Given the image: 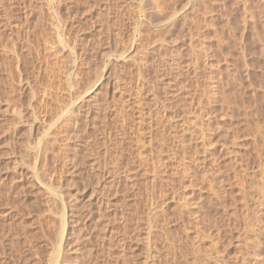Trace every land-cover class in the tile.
<instances>
[{"label": "rangeland", "instance_id": "1", "mask_svg": "<svg viewBox=\"0 0 264 264\" xmlns=\"http://www.w3.org/2000/svg\"><path fill=\"white\" fill-rule=\"evenodd\" d=\"M55 263L264 264V0H0V264Z\"/></svg>", "mask_w": 264, "mask_h": 264}, {"label": "bare ground", "instance_id": "2", "mask_svg": "<svg viewBox=\"0 0 264 264\" xmlns=\"http://www.w3.org/2000/svg\"><path fill=\"white\" fill-rule=\"evenodd\" d=\"M157 2H158V1H157ZM158 3H159V2H158ZM152 5H153V4H152ZM155 7H156V6H155ZM152 9H153V8H152ZM175 13H176V12H175ZM156 26H157V25H156ZM72 50H73V49H72ZM74 62H75V61H74ZM67 120H68V119H67ZM51 127H52V126H51ZM44 145H45V144H44ZM42 146H43V145H42ZM45 147H46V146H45ZM39 148H40V149H39L40 152H43L41 149H43L44 147H39ZM47 149H48V148H47ZM39 150H38V153H40ZM44 150H46V148H45ZM47 151H48V150H47ZM44 152H45V151H44ZM42 154H43V153H42ZM46 154H47V153H46ZM46 154H45V155H46ZM37 156H38V155H37ZM40 156H41V155H40ZM35 172H36V174H38L37 171H35ZM61 199H62V198H61ZM61 201L63 202V200H61ZM62 204H63V206H64V203H62ZM63 208H64V207H63ZM64 209H65V208H64ZM62 211L64 212V210H62ZM64 213H65V212H64ZM64 213H62L63 215H62V214H61V215L65 218V215H66V214H64ZM64 220H65V219H64ZM62 223H63V222H62ZM57 249L60 250V249H61V246H60V248H57ZM57 254H58V253H57ZM59 254H60V252H59ZM63 256H64V255H63ZM57 261H58V260H57ZM58 262H59V261H58ZM58 262H57V263H58ZM57 263H55V264H57Z\"/></svg>", "mask_w": 264, "mask_h": 264}]
</instances>
